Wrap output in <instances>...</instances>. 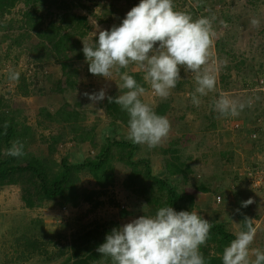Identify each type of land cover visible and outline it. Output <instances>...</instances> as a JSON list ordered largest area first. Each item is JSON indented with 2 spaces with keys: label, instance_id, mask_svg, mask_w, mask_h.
I'll return each mask as SVG.
<instances>
[{
  "label": "rangeland",
  "instance_id": "1",
  "mask_svg": "<svg viewBox=\"0 0 264 264\" xmlns=\"http://www.w3.org/2000/svg\"><path fill=\"white\" fill-rule=\"evenodd\" d=\"M9 1L10 10L0 17V112L19 109V119L31 127L26 138L27 151L35 156L55 161L67 157L73 162L92 157L107 131L110 132L111 128L106 126L111 120L102 109L104 100L91 105L83 93L104 88L108 95H121L126 90L118 89L121 81L115 74L113 81L92 75L85 58L73 60V67L77 69L76 86L58 85L59 80H64L61 66L24 20L22 1ZM61 1L52 0L48 10L45 5L39 7V12L45 16L40 29L46 30L48 22L57 21L63 13L86 15L89 25L86 34L71 37L76 48L83 47L82 41L93 45L98 30L118 26L126 13L140 2L63 0L66 7ZM174 3L176 10L190 13L193 18L194 6L202 5H207L211 11H203L201 16H216L212 67L216 70L217 91L202 97L203 103L197 108L191 102L195 89L191 72L181 69L182 79L166 100L150 93L147 84L142 100L153 107L161 101L169 102L165 116L171 123V131L159 147L148 149L146 145H139L130 160L147 158L152 175L167 178L185 195L182 203L187 204V195L192 196V211L211 223L223 224L234 234L241 230L237 209L251 198L253 203L243 208L257 228L252 247L264 250V192L254 188L244 175L249 168H264V143L258 135L260 124L264 122V91L257 86V79L264 77V0H174ZM253 18L260 21L259 27L251 25ZM130 68L127 71H131ZM9 69L20 72L18 83L8 79ZM23 85L26 88H22ZM25 89L27 95L22 92ZM220 93L242 102L251 100L252 106L245 107L239 116L220 117L211 107V101ZM65 105L80 111L82 125L95 127L94 145L74 141V133L67 124L50 121L39 114L40 108L54 113ZM236 120H242L243 128L250 132L233 129L231 123ZM114 127L116 139L129 141L127 127L118 123ZM252 132L256 138L250 136ZM51 135H58V141H53ZM121 153V149L113 147V182L104 189L96 185L87 170L78 174L80 189L96 190L98 194L88 201L80 200L75 206L62 200H49L27 208L20 198L19 185L0 187L1 197L8 194L3 198L5 203L0 197V264H73L91 252L96 255L88 264H111L110 258L96 251L97 247L85 249L78 237L90 231L92 235L101 234L97 236L100 240L114 227L141 215L154 216L162 201L156 194V184L146 177L140 178L132 190L128 179L135 170L134 164L120 160ZM174 156L188 166L185 177L165 172L168 161H176ZM136 165L139 169L142 167L139 163ZM7 202L9 204L5 205ZM90 240L91 245L95 243Z\"/></svg>",
  "mask_w": 264,
  "mask_h": 264
},
{
  "label": "clouds",
  "instance_id": "2",
  "mask_svg": "<svg viewBox=\"0 0 264 264\" xmlns=\"http://www.w3.org/2000/svg\"><path fill=\"white\" fill-rule=\"evenodd\" d=\"M210 11L205 8V12ZM215 20L214 14L194 19L190 13L176 10L174 0H140L118 26L98 30L93 45L82 41L89 72L106 81H113L115 74L121 81L116 84L118 89L126 91L113 97L101 88L83 95L91 105L105 98L109 104L119 105L129 117L127 138L133 144L146 145L148 149L161 146L169 136L171 123L142 100L146 88L127 69L135 65L152 94L161 100L168 99L182 79L181 69L191 72L195 81L191 102L200 107L202 97L217 91L216 70L212 67L217 36ZM250 23L259 27L260 21L253 18ZM19 78V71L9 69L10 81L18 83ZM251 106V100L242 102L225 93L211 101L220 117L239 116L245 107ZM6 154L23 157L24 145L14 141ZM252 203L249 198L241 206ZM243 222V229L224 247L222 264H264V250L252 247L257 234L253 219L245 216ZM212 227L209 220L195 211L163 206L154 216L141 215L114 227L96 251L110 258L111 264H206L201 248L211 238Z\"/></svg>",
  "mask_w": 264,
  "mask_h": 264
},
{
  "label": "trees",
  "instance_id": "3",
  "mask_svg": "<svg viewBox=\"0 0 264 264\" xmlns=\"http://www.w3.org/2000/svg\"><path fill=\"white\" fill-rule=\"evenodd\" d=\"M24 5L22 9L23 18L27 21L32 30H35L38 37L41 39V44L47 48L49 54H54L55 59L63 70L64 80H59L60 86H66L74 88L77 84V69L73 67V60L84 59L82 51L83 47L76 48L75 41L71 40L74 35L84 36L89 29L88 19L86 15L63 13L57 18V21L50 20L47 24V29H40L43 17L39 12V7L44 6L48 10L52 0H21ZM87 1V0H86ZM61 3L66 5L62 0ZM9 0H0V17L8 12L11 8ZM68 29L69 31H63ZM123 70V69H122ZM121 70V71H122ZM130 75L142 85L146 86L147 83L143 80V73L139 71H128ZM22 88H26L25 85ZM150 89V86H149ZM27 95L28 91L25 89L22 91ZM151 93V89H150ZM110 96H118L112 94ZM157 114L165 116L169 109L168 101H161L153 107ZM102 109L110 118V123L106 126L110 129L107 131V136L103 140L102 144L98 147L97 152L92 157H85L80 161H69L67 157H62L59 161L51 160L44 157H38L27 151L26 138L31 133V127L24 121L20 120L19 109H8L4 112H0V187L6 185H19L21 190L20 198L27 208L34 207L49 200H62V202L75 206L80 200L88 201L93 195L98 194L96 190L80 189L78 182V174L81 171L87 170L92 176L96 185L104 189L113 182V154L112 149L116 147L122 150L120 157L127 163L136 165L139 163L142 165V169L133 165L135 170L129 176L128 185L133 187L140 178H148L151 182L155 183L156 194H159L158 199L162 200L158 203L159 208L163 206H171L176 211H192L193 197L187 195L188 203H182L185 195L179 193L175 185L168 182L167 178H160L151 173V167L147 158H142L138 161L132 162L130 160L134 151L139 145L133 144L130 140L116 139V127L117 123L128 128L129 117L125 111H122L120 106L112 103L109 104L107 99L102 103ZM40 115H43L48 120L61 122L67 124L70 132L73 134V140L76 142H88L94 145L95 141V127H87L82 125L81 113L76 108H70L65 105L57 109L54 113H50L43 108H40ZM7 124V127H5ZM53 141H58V135H51ZM14 141H20L24 145L23 157L15 158L8 156L6 151L12 146ZM166 151V150H165ZM176 161H168L166 165V171L171 176L175 174H181L183 177L187 175L188 166L179 161V158L174 156ZM100 194V193H99ZM153 194V191L151 192ZM149 199V197H147ZM123 208V206H122ZM238 217L241 222V230L244 227L245 216L249 217L247 211L242 206L238 207ZM205 219V218H204ZM210 232L211 238L207 241V245L201 248V251L205 257L206 264H222V253L225 246H227L233 239L235 234L227 230L226 227L214 222ZM87 231L78 239L80 244H85V249H91L92 247H98L105 242V235L100 240L98 235L91 234ZM90 239L95 240L94 244ZM79 250L74 255L77 256ZM96 252H91L86 258H80L74 261L73 264H88V260L95 257Z\"/></svg>",
  "mask_w": 264,
  "mask_h": 264
},
{
  "label": "built area",
  "instance_id": "4",
  "mask_svg": "<svg viewBox=\"0 0 264 264\" xmlns=\"http://www.w3.org/2000/svg\"><path fill=\"white\" fill-rule=\"evenodd\" d=\"M205 8H208L207 5H202V7L196 8L194 6L195 12H194V18H198L201 16V13L203 11L205 12ZM257 86L259 90L264 91V77L261 76L257 79ZM152 93V92H151ZM231 126L235 130H241L244 126V123L242 120H236L233 123H231ZM252 138H256V134L254 132L250 135ZM245 177H247L248 181L251 183V185L254 188H257L258 190H262L264 192V168L263 167H254L253 169L249 168L247 170V173L245 174ZM219 200V197H218Z\"/></svg>",
  "mask_w": 264,
  "mask_h": 264
},
{
  "label": "crops",
  "instance_id": "5",
  "mask_svg": "<svg viewBox=\"0 0 264 264\" xmlns=\"http://www.w3.org/2000/svg\"><path fill=\"white\" fill-rule=\"evenodd\" d=\"M130 67L132 68L131 71H134V70H135V68H134L135 65H134V66L130 65ZM131 68H130V69H131ZM123 70H124V69H123ZM243 127H244V126H243ZM243 129H244V130H242V131H244V132H247V133L250 132L247 128H246V129L243 128ZM259 129H260L261 132L258 131V132H259L258 135L260 136V138L262 139V142L264 143V122L260 124V128H259ZM263 146H264V145H263ZM9 186H10V185H9ZM0 193L2 194L3 191L0 192ZM7 195H8V194H5V193H4L3 197L0 196L1 199L3 200L2 202H4V199H3V198H7ZM4 203H5V202H4ZM7 204H9V203L7 202L5 205H7ZM254 226H255V225H254ZM255 227H256V226H255Z\"/></svg>",
  "mask_w": 264,
  "mask_h": 264
}]
</instances>
